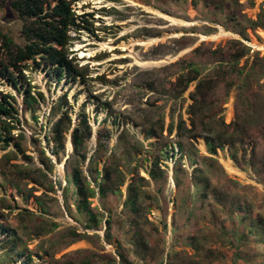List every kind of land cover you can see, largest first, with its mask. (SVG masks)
<instances>
[{
    "label": "rangeland",
    "instance_id": "374dc122",
    "mask_svg": "<svg viewBox=\"0 0 264 264\" xmlns=\"http://www.w3.org/2000/svg\"><path fill=\"white\" fill-rule=\"evenodd\" d=\"M69 1L79 24L68 32L76 79L57 80L43 60H28L14 69L13 87L9 50L0 42V99L13 96L18 109L13 140L0 143V225L14 232L10 240L0 231V264H120L118 244L136 264H264V237L250 229V217L213 194L217 189L264 217V29L251 26L264 0ZM23 23L0 11L1 30L13 44H24ZM190 68L199 74L186 83ZM199 81L205 95L192 104ZM26 90L35 98L27 109ZM65 111L71 127L87 116L84 159L73 152L71 129L64 147L51 152L52 123ZM236 114L241 131L232 124ZM204 135L255 138L257 166L248 146L245 154L236 149L241 167L227 146L209 153ZM178 143L193 161L170 154ZM155 162L160 174L152 179ZM76 164L95 189L91 206L103 214L98 227L87 228L76 210L70 182ZM112 168L123 184L101 197L93 179ZM198 169L209 180L205 190L194 178ZM131 180L151 248L143 259L123 204Z\"/></svg>",
    "mask_w": 264,
    "mask_h": 264
},
{
    "label": "trees",
    "instance_id": "16d2710c",
    "mask_svg": "<svg viewBox=\"0 0 264 264\" xmlns=\"http://www.w3.org/2000/svg\"><path fill=\"white\" fill-rule=\"evenodd\" d=\"M3 8H7L10 12L15 14L18 19L24 21L21 28L22 37L24 39L23 45L13 44L12 39L4 34L0 27V42L9 50V66L12 68V71H10V81L13 87H16L17 84L14 69L18 68L20 63L28 60L36 61V59H38V62L43 60L45 65L48 66L50 73H52L57 80L63 77L76 79V77L80 75L79 67L77 64L73 63L72 57L69 58L68 55L70 52L68 51L70 45L69 41L71 40L68 32L70 30L79 29V24L76 22L78 16L72 10L69 0H0V11H2ZM251 26L264 29V11L257 14L256 19L251 21ZM238 59L239 57L234 58V66L237 65ZM4 67L5 69L8 68L7 65ZM237 72L238 74L241 73L240 70ZM187 73L190 74V77L187 78L186 83H189L198 77L199 71L197 68H190ZM231 84L232 83H230V85ZM201 88L202 83L199 81L195 86V95L191 96L193 97L192 104L196 103V101L200 102L203 99L205 94H200ZM25 94L26 95L22 98V103L25 109H27V107L32 105L35 98L29 90H26ZM7 97L10 98V102L7 100ZM17 111L16 100L13 96L4 95L0 99V143L5 146L13 140V137L10 136V132L11 128L14 127L13 115L16 114ZM5 119H10V124ZM14 119L18 121L16 118ZM232 124L237 127V131H241L240 124L237 121V114ZM70 129V141L73 152L84 159L85 153L82 152V149L87 139L91 136V127L85 113H82L79 122L73 127H71V120L66 111L62 112L52 123L50 140H52L54 144L51 152L57 155L58 151L64 147L65 134ZM203 139L208 152L211 154H216L217 149L223 150L226 146L231 149L230 158L239 167H241L242 164L238 162V150L236 149H239L245 154L249 147L248 155H251V159L249 158L252 162L251 166H257L258 160L254 161L256 159L255 138L245 142V137L242 136L232 139L231 136L229 138H222L221 136L204 135ZM17 143L16 141V147L19 146ZM237 143L240 145L238 148H236V145H238ZM176 147L179 157L185 156L188 160H194L192 152L185 150L180 143H178ZM174 149L175 148L171 147V155L175 154ZM153 164L154 166L149 169L148 175L152 179H156L160 173L157 171L159 168H156L157 163L155 162ZM117 171L119 170L116 168L105 169L102 180H97V178L93 179L101 197L106 196L107 190L112 188L114 189L112 191L110 190L111 192L120 191L119 187L123 184L124 178L121 177ZM198 172V176L194 178L197 179L198 185L202 186L201 189L203 188V190H205L210 186L209 180L201 169H198ZM116 179H118V181ZM70 182L74 186V193L77 197L76 210L86 220V227H98L103 214L95 211L93 206H91V199L95 196V189L77 164L71 168ZM136 186L134 180H131V182L127 184L126 198L123 204L132 215V227L134 228L131 237L132 244L138 256L143 259L144 256L149 255L151 248L143 237L141 230L143 213L142 205L139 201L140 191ZM213 194L220 204L223 206L228 205L227 207L234 214L241 215V217H250V229L253 228L264 237V217L258 214L252 216L249 214L247 206L234 201V199L227 198L225 194L220 193L217 189H213ZM104 222L105 238L106 241L110 242V220L106 218ZM0 231L4 235H8L10 240L13 239L14 232L9 227L0 225ZM115 253L120 264H136L127 258L119 244L116 245ZM113 257L116 259L115 256ZM169 262L175 264V262ZM82 264H89V261L85 260Z\"/></svg>",
    "mask_w": 264,
    "mask_h": 264
},
{
    "label": "built area",
    "instance_id": "2783aa9c",
    "mask_svg": "<svg viewBox=\"0 0 264 264\" xmlns=\"http://www.w3.org/2000/svg\"><path fill=\"white\" fill-rule=\"evenodd\" d=\"M174 148H175V149H174V151H175L174 153H177V147L175 146ZM171 153H172V152H171ZM178 155H179V154H178ZM171 159H172V158H171Z\"/></svg>",
    "mask_w": 264,
    "mask_h": 264
},
{
    "label": "crops",
    "instance_id": "0c3cea01",
    "mask_svg": "<svg viewBox=\"0 0 264 264\" xmlns=\"http://www.w3.org/2000/svg\"><path fill=\"white\" fill-rule=\"evenodd\" d=\"M203 142H204V139H203ZM204 145H205V148L207 149L205 142H204ZM251 215L253 216V214H251Z\"/></svg>",
    "mask_w": 264,
    "mask_h": 264
}]
</instances>
